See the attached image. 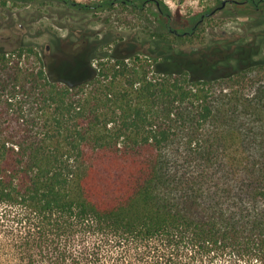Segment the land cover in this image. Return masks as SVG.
I'll return each instance as SVG.
<instances>
[{
  "label": "trees",
  "instance_id": "16d2710c",
  "mask_svg": "<svg viewBox=\"0 0 264 264\" xmlns=\"http://www.w3.org/2000/svg\"><path fill=\"white\" fill-rule=\"evenodd\" d=\"M57 1L129 9L145 17V42L126 47L123 36L81 33L78 52L96 66L73 84L49 75L34 44L0 45L3 262L264 264L256 36L180 50L210 58L192 77L157 64L179 53L177 40L190 38L210 7L179 28L185 15L164 0ZM227 2L264 13V0Z\"/></svg>",
  "mask_w": 264,
  "mask_h": 264
},
{
  "label": "rangeland",
  "instance_id": "374dc122",
  "mask_svg": "<svg viewBox=\"0 0 264 264\" xmlns=\"http://www.w3.org/2000/svg\"><path fill=\"white\" fill-rule=\"evenodd\" d=\"M87 2L90 0H79ZM172 11L179 10L185 16L177 21L183 28L200 15L198 11L210 7L212 13L204 17L190 38L177 40L179 53L172 59L159 60L157 67L163 71L186 68L192 77L204 75L210 58L202 54L182 53L183 49L207 48L219 39L245 37L253 35L260 43L261 59L264 51V13L235 8L228 0H164ZM221 1H226L224 7ZM145 17L117 6L104 12L81 11L66 6L57 0H8L0 3V45L10 47L12 42L32 43L46 57L49 75L61 82L73 84L94 75L96 60L78 52L82 46L78 37L81 33L92 37L114 38L123 36L126 47L132 44L142 45L144 40L138 37L144 31ZM223 68H220V71ZM264 78V70L253 77ZM250 80V79H248ZM251 82V80L249 81ZM250 89L249 85H245ZM0 254V264H7ZM220 264V263H216ZM236 264H244L238 261ZM251 264H259L253 260Z\"/></svg>",
  "mask_w": 264,
  "mask_h": 264
},
{
  "label": "flooded vegetation",
  "instance_id": "af4514ba",
  "mask_svg": "<svg viewBox=\"0 0 264 264\" xmlns=\"http://www.w3.org/2000/svg\"><path fill=\"white\" fill-rule=\"evenodd\" d=\"M203 19H204V17L201 16L200 21H202ZM195 25H198V23H195Z\"/></svg>",
  "mask_w": 264,
  "mask_h": 264
},
{
  "label": "water",
  "instance_id": "95a60500",
  "mask_svg": "<svg viewBox=\"0 0 264 264\" xmlns=\"http://www.w3.org/2000/svg\"><path fill=\"white\" fill-rule=\"evenodd\" d=\"M225 2H226V1H223L222 5H224V4H225Z\"/></svg>",
  "mask_w": 264,
  "mask_h": 264
}]
</instances>
